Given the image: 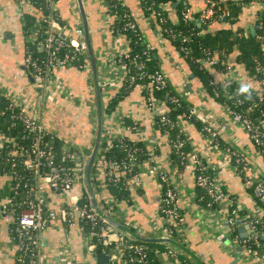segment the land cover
Listing matches in <instances>:
<instances>
[{
  "label": "built area",
  "instance_id": "1",
  "mask_svg": "<svg viewBox=\"0 0 264 264\" xmlns=\"http://www.w3.org/2000/svg\"><path fill=\"white\" fill-rule=\"evenodd\" d=\"M137 1L150 27L158 28L161 40L180 38L178 51L181 55L188 53L189 47L185 43L189 36L182 31L173 30L167 24L171 19L168 14L170 2ZM15 2L23 26L26 14L36 17L38 21L29 30H24L27 70L34 76L45 94L51 87L66 92L67 88H64L56 76L58 70L74 67L91 72L92 68L84 18L78 0H73L71 3L74 7L75 26H70L64 21L58 0H15ZM100 2L106 25L103 33L107 35L106 37L112 38L109 48L103 54L104 63L110 62L111 72L114 71L113 78L109 76V68L103 75L97 74L100 89L102 86H112L115 79L128 92L140 86L144 94L145 106L153 113V126L157 129L159 127L160 134L166 138L171 151L175 149L180 162L173 163L171 159L168 166L164 165L158 156L160 147L156 139L146 140L149 151L146 158L140 161L136 154L137 149H130L124 143V139L128 137L129 132L138 140L142 139V128L138 121L126 124L122 118L119 126L123 129L120 133L117 132L118 126L102 131L100 147L95 158L94 164L96 162L97 164L94 177L91 174V184L94 192L96 191L94 194H97L96 197L101 200L99 207L115 222L131 229L135 227L136 230H133L145 237L143 231L137 229L136 225L120 218L119 201L110 194L106 183L108 179L113 180V176L126 177L135 168L136 172L127 180L130 188L142 185L143 174L155 179L160 187L161 200L158 220L154 228L161 235L157 238H171L183 243L173 235L176 234L178 238L184 237L180 221L183 194L179 183L183 171L188 168L193 174L196 187L193 199L190 198L192 204L209 217L211 224L219 227L222 235L229 238L236 251L244 252L252 261L259 263L264 261V174L256 168L253 162L254 154L244 153L232 145L223 144L220 141L219 131L207 117L200 115L199 118L204 122L200 131L207 141L208 150H201L191 145V149L186 151L187 138L180 137V134L185 133V126L191 122L185 115L178 116L177 121H173L168 115L171 104L178 105L180 98L169 90L170 81L162 68H149V60L154 56V46L147 41L135 15L124 0H100ZM82 3L84 4V0ZM218 3L216 0L208 1L200 14L201 23L222 19L228 14L227 11L216 14ZM180 5L182 18L189 19L193 12L191 0H180ZM121 8L122 12L119 11ZM257 27L263 28L262 23ZM129 32L137 35V40L133 41L129 37ZM139 44H145L144 48L135 51ZM204 62L214 66L219 60L207 57ZM228 68L227 66L226 69ZM253 77L260 85L256 92L264 95V62H257ZM210 84L217 88L215 80H210ZM225 85H220L223 97L233 98L236 94L229 93ZM0 88L1 95L8 100L6 106L12 121L11 127L18 129L12 132L10 125L6 129L0 127V177L6 178V183L0 190V224L2 222L0 230L5 224L14 264H45L42 251L43 232L49 226L61 224L72 226L76 221L80 224L85 221L99 226V231L86 234L87 242H90L93 235L99 236L102 244L109 248L106 254L113 264L118 262L148 264L147 246L134 241L136 239L133 236L100 215L93 204L86 182L85 163L88 156L86 152L67 145L62 146L61 152L54 149L53 133L40 118L31 115L32 106L28 99L5 86L0 85ZM92 93L96 100V93L94 91ZM215 96L220 97L218 90H215ZM243 104L244 100L239 97H236L234 105L225 100L222 102L227 119H224L221 128L228 130L231 123L240 126L257 147L263 148L258 153L264 156V127L256 123L251 115L253 107L243 108ZM109 110L108 108L103 110V115L115 117L116 112L113 109ZM193 113L198 116L194 110ZM174 128L180 129L176 137L170 132ZM102 140H105V148H109L115 140H118L120 145L126 148L125 158L106 161ZM219 162L227 168H232L240 176L244 187L254 200V208L245 209L236 195L225 189L219 178ZM180 163L184 166L183 169H180ZM92 179L96 181L95 184ZM81 182L82 187L77 190V185ZM85 191L89 194V201L84 202L82 197ZM21 192H25V195L20 194ZM50 193L53 194L52 197ZM81 227L84 231L82 225ZM242 227L245 228V236L240 230ZM66 239L69 240L68 237ZM167 244L169 247L164 254L168 259L162 264H187L180 261L181 250L171 243ZM89 247L94 251L96 244L90 243ZM61 255L63 264H73L67 252V245L61 249Z\"/></svg>",
  "mask_w": 264,
  "mask_h": 264
},
{
  "label": "crops",
  "instance_id": "2",
  "mask_svg": "<svg viewBox=\"0 0 264 264\" xmlns=\"http://www.w3.org/2000/svg\"><path fill=\"white\" fill-rule=\"evenodd\" d=\"M72 1L58 0V6L64 21L70 26H75ZM124 1L135 15L147 41L154 46L153 54L158 65L167 74L173 89L184 94L198 116L207 117L209 122L218 128L223 144L232 145L244 153L254 154L253 162L259 172L264 174V157L257 152L258 149L255 148L248 134L240 126L233 123L229 125L228 130L221 128L224 119H227L222 103L206 91L200 78L191 71L187 60L180 54L177 47L167 39L161 40L157 27H153L154 29L150 27L139 2L137 0ZM208 1L191 0L194 12L202 11L207 6ZM216 1L224 3L228 0ZM83 5L87 16L97 74L98 76L103 75L109 68V76L113 78L114 71L111 72L110 62L104 63L103 57L112 42V38L110 36L106 37L107 35L105 36L103 33L106 25L104 24L101 2L100 0H84ZM175 6L176 4H173L168 8V14L172 20L177 18ZM262 8V5L258 2H245L235 27L241 29L245 35L255 34L258 13ZM222 27H225L224 23L214 21L210 23L209 30L214 31ZM25 45L26 36L23 22L15 0H0V85L14 91L16 94L25 96L32 106L31 115L40 118L51 133L61 138L63 145L70 146L75 150L83 149L86 152L87 150H93L98 127L97 94L95 100L92 93V91L96 93L93 68H91V72L88 70L81 71L74 67L58 70L56 76L64 88H67V91L62 92L60 88L51 87L45 94L36 80L31 82L28 78L29 71L24 68ZM235 58V54L229 55L226 60V65L229 68L225 71L217 70L208 64L205 65L210 70L212 69L210 73L215 82L220 83V85H225L233 80L238 83L250 82L252 90H259L260 85L257 79L249 73L243 64L237 63ZM111 85L108 87L102 86L100 89L102 131L118 126L117 132L120 133L123 129H120L119 126L122 118L126 124L138 121L143 131L141 138L145 140L156 139L158 141L160 147L159 159L164 165L168 166L172 159L170 155L172 152L171 146L166 138L160 134V131L153 126V113L145 106L144 94L140 86L131 89L125 96L120 98L117 105L112 107L115 108V117H105L103 115V110L110 108L112 100L122 88V85L116 79ZM185 130L192 146H196L201 150H208L207 141L200 128L190 123L185 126ZM127 135L133 140H138L130 132ZM218 166L220 167L219 178L225 189L236 195L239 203L245 209L254 208V200L250 192L244 187L240 176L232 168L223 166L221 162L218 163ZM142 180L140 187L131 188V200L128 203L123 202L121 204L119 216L122 220L136 225L137 229L143 231L146 238H157L158 235H161L154 228L158 220L161 200L160 187L158 182L148 174H143ZM5 183L6 178L0 177V190H2ZM179 184L183 194L181 208L185 210L186 214L182 226L186 244H183L191 248L204 264H264V261H260V263L252 261L244 252L236 251L229 238L222 235L223 233H221L219 227L211 224L209 217L198 209L195 204H192L196 187L190 169L186 168L183 171ZM81 187L82 182L77 185V190ZM50 196L52 197L53 194L50 193ZM191 197L192 199H190ZM96 199L98 204L101 205L100 198L96 197ZM5 227L6 225L3 224L0 230V264H14ZM67 237L69 240L66 239ZM42 245L45 264H63L61 249L64 248V245H67V252L73 264H101L100 256L94 254V251L89 247L86 235L78 221L72 226L62 224L49 226L43 232ZM107 264L113 263L109 259ZM116 264L124 263L118 262Z\"/></svg>",
  "mask_w": 264,
  "mask_h": 264
},
{
  "label": "trees",
  "instance_id": "3",
  "mask_svg": "<svg viewBox=\"0 0 264 264\" xmlns=\"http://www.w3.org/2000/svg\"><path fill=\"white\" fill-rule=\"evenodd\" d=\"M163 1H169L171 5L177 4L175 6V11L177 12V20H171L169 19L167 24L175 31L179 32L182 31L185 35L189 36L188 41L185 43L189 47L188 53H182L184 54L183 57L187 60L189 67L191 71L200 78L203 87L210 93L213 97H215L216 100L219 102H223L224 100L227 103H230L231 105H234L236 103V97H239L244 100V104L242 105L243 108H246L248 106H252L253 110L250 112L253 116L256 123H258L261 127H264V95H260L258 92L252 90L251 96H239L237 95L238 88L240 87L241 83H238L236 81L228 82L225 86L226 90L229 93H235L236 95L233 96V98L225 99L223 97L222 89L220 88V84L217 83V88L210 84V80H214L210 70L204 62V59L207 57L211 58H218L219 62L217 65H209L210 67H213L215 69H219L221 71L227 70L226 60L229 57L230 54L236 55V62L239 64H243L246 69L249 71L251 75L255 74V65L257 62H264V0H258L255 2H258L262 5V10L258 13V20L256 24V33L248 35H245L244 32L236 28L235 25L239 19L240 14L243 11V3L244 2H250V0H228L227 2H222L217 4L216 8V14L219 15L220 13L227 11L228 14L224 15L222 19H217L215 22L224 23L225 27H222L220 29L211 31L209 30L210 23L203 24L199 21L201 11L192 12L191 17L189 19H183L181 16V5L180 0H163ZM179 3V4H178ZM120 12H122V8L119 9ZM25 25L24 30H29L32 26L37 24V18L26 14L24 18ZM262 23L263 28L257 27ZM129 37L132 38L133 41L137 40L138 36L134 33L129 32ZM170 40V39H169ZM172 41L173 45L179 49V42L180 38H177L176 40H170ZM144 45H137V49L135 51H138L142 48H144ZM149 68L150 69H156L161 68L158 65L157 59L155 56L151 57L149 60ZM169 90L178 95L180 98V103L178 105L171 104V108L168 111L169 117L173 121H177L178 116L185 115L189 119L191 123L195 124L198 128H201L203 125V120L199 118L195 113H193V107L192 104L184 97L181 96V92L173 89V87L170 85ZM215 90H218L220 92V97L215 96ZM2 91L0 88V95ZM128 93L127 90H124L123 88L120 89L118 92V95L112 100L110 108H108L109 111H112L111 109L113 106H115L120 98L125 96V94ZM159 94H162V92H159ZM1 105H0V127L2 129H6L10 125V129L13 130L12 132H16L17 128L11 127V120L9 118V111L7 109L8 100L5 96L1 95ZM213 126L218 130V128L213 124ZM18 127L20 128L21 125L19 124ZM158 130L159 127H158ZM162 132V130H161ZM171 135L173 137H176L180 133V129L174 128L173 130H170ZM220 134V133H219ZM53 135V145L54 149L61 152V148L63 146L62 140L60 137ZM180 137L187 138L186 139V146L185 150L189 151L191 149V142L188 139V136H186L185 133L181 132ZM220 141L223 142L222 138L220 137ZM124 143L128 145V147L132 150L137 149L136 154L139 156V160L143 161L146 156L147 152L149 151V146L147 145V141L145 139H139V140H133L131 138L126 137L124 139ZM253 143V142H252ZM257 152H260L263 150L262 147H257L254 143ZM105 140H102V148L105 149L103 151L104 158L106 161L114 160V159H124L127 151L126 148H123L122 145H120L118 140H115L112 143V146L109 148H105ZM102 149V150H103ZM88 152L90 150H87ZM240 151V150H239ZM86 152V151H85ZM88 155V153H86ZM261 154V153H260ZM171 157L173 159V163L180 162V158L177 153H175V149H172ZM264 157V156H263ZM97 164V162H96ZM96 164L93 165L92 168V176L94 177V171L96 169ZM184 166L180 163V169H183ZM136 172V169L134 168L133 172H129L126 177H117L113 176V180L108 179L106 181L107 188L110 192V194L117 199L118 207L121 206L123 202L130 201L131 198V188L128 184V178L131 177ZM115 178V179H114ZM92 182L95 184V180L92 179ZM23 196L24 193H20ZM89 194L85 191L82 197V201H89ZM180 221L181 225L183 226L184 217L186 216L185 210L183 208L180 209ZM81 225L84 228V233L89 234L90 232H96L99 231V226L93 225L91 223H87L85 221H82ZM181 226V228H182ZM134 230H136L135 227H133ZM182 233L184 234V231L182 230ZM174 238H177L181 240L183 243L186 244L185 237H177L176 234L173 235ZM138 243H144L147 246L148 251V264H162L164 260L168 259L166 254V250L168 249V244L163 242H142L139 240H134ZM90 243H95L96 247L94 249V254L97 256H100L103 253H106V251H109V248L104 246L100 240L99 236L93 235ZM166 257V259H164ZM203 257V256H202ZM180 261L182 263L187 264H197L190 256H188L184 252H180L179 254ZM203 259V258H202ZM204 260V259H203Z\"/></svg>",
  "mask_w": 264,
  "mask_h": 264
},
{
  "label": "water",
  "instance_id": "4",
  "mask_svg": "<svg viewBox=\"0 0 264 264\" xmlns=\"http://www.w3.org/2000/svg\"><path fill=\"white\" fill-rule=\"evenodd\" d=\"M79 2V7L82 12L83 18H84V23H85V30H86V38L88 39V45H89V54H90V60L93 68V75H94V82L96 86V94H97V102H98V127H97V134H96V140L94 144V148L91 151H87L88 153L86 163H85V172H86V182L88 185V191L91 196V199L93 201V204L96 206L97 211L100 215L103 217L107 218L113 225L118 227L120 230L127 232L131 236H133L136 240L148 243V242H163V243H171L178 247L182 252L186 253L188 256H190L192 259L196 261L197 264H204L201 258L188 246L184 245L181 242H178L174 239L171 238H146L140 236L137 232H135L133 229L126 227L124 225H121L117 222H115L112 218H110L103 209L99 207V204L97 202V199L95 197V194L93 192L92 184H91V174H92V168L95 162V158L98 152V149L100 147L101 139H102V98H101V91H100V86H99V81H98V76H97V70L95 66V59L93 55V49L91 45V40H90V34H89V27H88V22H87V16L85 13V9L82 3V0H78ZM255 33V32H254ZM26 68V66H24ZM28 78L31 80V82H35V78L32 74H28ZM181 96H184V94H181ZM241 231H243V235H246V232H244L245 228L242 227L240 228ZM100 261L101 264H107L109 262V256L106 253H103L100 255Z\"/></svg>",
  "mask_w": 264,
  "mask_h": 264
},
{
  "label": "clouds",
  "instance_id": "5",
  "mask_svg": "<svg viewBox=\"0 0 264 264\" xmlns=\"http://www.w3.org/2000/svg\"><path fill=\"white\" fill-rule=\"evenodd\" d=\"M252 94V85L250 82L240 84V87L237 90V95L239 96H251Z\"/></svg>",
  "mask_w": 264,
  "mask_h": 264
},
{
  "label": "rangeland",
  "instance_id": "6",
  "mask_svg": "<svg viewBox=\"0 0 264 264\" xmlns=\"http://www.w3.org/2000/svg\"><path fill=\"white\" fill-rule=\"evenodd\" d=\"M79 154H81V152Z\"/></svg>",
  "mask_w": 264,
  "mask_h": 264
}]
</instances>
